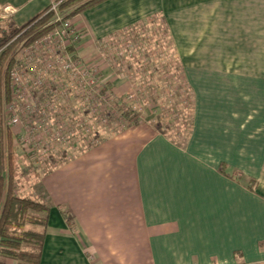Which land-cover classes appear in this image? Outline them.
<instances>
[{
    "label": "crops",
    "instance_id": "1",
    "mask_svg": "<svg viewBox=\"0 0 264 264\" xmlns=\"http://www.w3.org/2000/svg\"><path fill=\"white\" fill-rule=\"evenodd\" d=\"M52 1L0 13L22 28ZM156 17L193 94L190 132L127 131L47 175L40 264H264V0H107L72 22L101 41Z\"/></svg>",
    "mask_w": 264,
    "mask_h": 264
},
{
    "label": "rangeland",
    "instance_id": "2",
    "mask_svg": "<svg viewBox=\"0 0 264 264\" xmlns=\"http://www.w3.org/2000/svg\"><path fill=\"white\" fill-rule=\"evenodd\" d=\"M5 14L0 13V38H9L21 29L12 26ZM72 20V28L82 36L75 51L83 78L59 72L54 61L51 76H46L52 91L44 95L41 89L19 93L9 75L11 97L4 104V114L15 136L17 190L24 197L41 195L45 200L38 188L44 190L46 176L96 146L97 140L139 129L184 141L190 132L193 94L161 18L101 41L78 30ZM26 47H19L14 61ZM107 84L115 90L108 99L100 97ZM39 103L47 104L41 114L36 110ZM102 108L111 110V117H101ZM120 108L131 109L133 115L122 117ZM14 117L18 118L16 124Z\"/></svg>",
    "mask_w": 264,
    "mask_h": 264
},
{
    "label": "trees",
    "instance_id": "3",
    "mask_svg": "<svg viewBox=\"0 0 264 264\" xmlns=\"http://www.w3.org/2000/svg\"><path fill=\"white\" fill-rule=\"evenodd\" d=\"M105 1L107 0H62L59 11L66 20H72ZM48 9L19 29L16 34L9 38H0L2 55L0 58V262L4 264L9 261L13 264H40L48 226L50 206L44 198H40L41 195L24 197L18 194L16 179L18 159L13 148L15 136L4 114V104L11 97L9 75L15 65L16 52L19 47L30 46L54 28L47 25L53 18L51 14L45 16ZM137 26L141 24L130 29ZM69 51L75 55L74 47L69 48ZM114 91V88L107 84L101 88L100 97L108 99L110 93ZM120 110L122 117L130 118L133 115L131 109L124 111L120 108ZM102 112L101 117H111V110L108 108H102ZM55 117L58 118L57 115ZM83 139L87 141L89 138ZM106 141L107 139L97 140L96 146ZM39 191L44 194L40 185Z\"/></svg>",
    "mask_w": 264,
    "mask_h": 264
},
{
    "label": "built area",
    "instance_id": "4",
    "mask_svg": "<svg viewBox=\"0 0 264 264\" xmlns=\"http://www.w3.org/2000/svg\"><path fill=\"white\" fill-rule=\"evenodd\" d=\"M61 4L62 0H53L45 14V16L49 14L53 15V20L47 25L54 28L48 34L26 47L24 53L15 60L16 68L11 70L10 76L13 88H16L21 94H31V92L33 93V91L39 89L42 90L44 95L51 92L52 88L48 87L46 76H51L52 65L55 62L59 72L68 75L76 74L79 76L78 78H83L81 77L83 72L81 73L78 68L80 63L76 52L74 55L69 51V48L77 47L82 36L72 28L71 21L66 20L59 13ZM54 71H56V68H54ZM46 105V103L37 104L36 110L39 114L44 111L43 108ZM33 110L31 108V111ZM13 123H18V118L14 117ZM56 141L60 142L61 140L57 139Z\"/></svg>",
    "mask_w": 264,
    "mask_h": 264
}]
</instances>
